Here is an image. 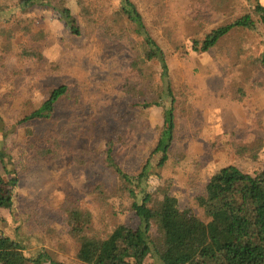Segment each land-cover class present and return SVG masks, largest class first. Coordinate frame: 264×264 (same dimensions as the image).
Instances as JSON below:
<instances>
[{
  "label": "rangeland",
  "instance_id": "rangeland-1",
  "mask_svg": "<svg viewBox=\"0 0 264 264\" xmlns=\"http://www.w3.org/2000/svg\"><path fill=\"white\" fill-rule=\"evenodd\" d=\"M102 1L114 7L118 2ZM67 2L70 17L41 7L0 13V175L15 170L20 176L12 208L0 209V235L18 242L29 258L46 250L59 264H84L75 258L78 236L141 225L132 198L104 162L106 140H113L112 157L129 175L152 158L146 192L157 200L168 189L180 209H191L200 220L205 218L196 197L214 171L228 165L246 173L263 168L264 67L257 60H264V25L235 29L204 53L192 51L191 39L201 40L245 14L257 21L253 9L264 8V0H132L164 52L172 92L179 93L173 104L156 84L158 65L136 63L144 50L130 28L122 29L128 38L121 45L109 47L85 33L74 0ZM71 26L79 34L71 33ZM23 47L34 48L40 59L25 63L19 56ZM141 70L146 78L131 99L121 93V79L133 81L132 73ZM59 86H67L68 93L51 117L23 122L42 112ZM158 96V106H130ZM169 110L172 150L158 168L159 158L151 152ZM59 128L68 133L58 149L62 158L27 169L26 142ZM72 156L85 159L86 167L75 165ZM67 195L80 208L73 221L59 213ZM150 236L158 243L154 226ZM144 264L161 263L151 251Z\"/></svg>",
  "mask_w": 264,
  "mask_h": 264
},
{
  "label": "trees",
  "instance_id": "trees-1",
  "mask_svg": "<svg viewBox=\"0 0 264 264\" xmlns=\"http://www.w3.org/2000/svg\"><path fill=\"white\" fill-rule=\"evenodd\" d=\"M67 3V0H15V3L0 0V13L7 9L24 11L41 7L70 17ZM73 5L87 29L85 33L104 41L109 47L121 45L128 38L122 29L130 28L140 41L138 46L144 50L142 55L138 52L136 63L143 66L155 62L159 69L157 86L159 85L164 95L170 97L171 104L178 102L179 93L172 92L164 52L155 40L151 26L132 0H118L116 7L102 0H74ZM253 12L257 21L245 14L232 23H224L204 33L201 40L192 38V51L208 52L235 29L253 31L257 28L256 22L264 25V8L256 4ZM120 22H124L125 26ZM70 29L71 33L79 34L77 27L71 26ZM167 34L171 41L172 33L169 31ZM19 56L25 63L40 59L39 54L31 47L21 48ZM135 58L134 55L133 60ZM132 62L135 65V61ZM257 62L264 67L263 58ZM131 77L133 81L121 79L120 91L135 99L138 84L144 83L146 76L141 70V73H132ZM67 93V86L54 88L42 110L45 114L34 112L25 116L23 122L49 119L54 106ZM159 100L158 96L155 100L133 101L130 106L144 109L150 104L158 106ZM173 131V115L169 110L151 152V156L159 158L155 167L160 168L168 161ZM49 133L52 134H44L41 138L36 137L26 142L24 150L27 154H24L27 169L51 164L62 158L58 149L61 142L67 139V130L59 128L50 130ZM243 144L246 145L244 142ZM113 146L112 139L106 140L107 148L102 152L104 162L116 175L119 185L132 198L131 207L136 210L141 225L135 229L119 225L99 236H78L75 248V258L78 261L84 264H144L145 258L152 251L161 264H264V166L253 173H246L233 165L214 171L204 185L203 194L196 197V205L205 218L200 220L191 209H180L177 199L169 194L168 189L157 200H153L152 193L146 192L152 158L145 162L140 172L129 175L114 161ZM0 157L3 158L1 150ZM71 159L80 167L87 165V161L78 156H72ZM19 177L15 170L6 171V177L0 175V209L12 208L13 192L20 183ZM78 209L80 208L74 198L67 195L59 207V213L65 220L73 221L80 212ZM152 226L156 228L158 243L151 239ZM47 252L43 250L35 258H29L18 242L0 235V264H59Z\"/></svg>",
  "mask_w": 264,
  "mask_h": 264
}]
</instances>
